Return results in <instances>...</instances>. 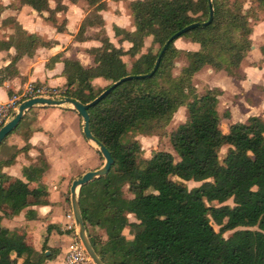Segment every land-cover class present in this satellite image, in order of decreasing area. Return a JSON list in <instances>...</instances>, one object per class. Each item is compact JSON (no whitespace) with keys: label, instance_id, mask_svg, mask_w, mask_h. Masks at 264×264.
I'll return each instance as SVG.
<instances>
[{"label":"trees","instance_id":"trees-1","mask_svg":"<svg viewBox=\"0 0 264 264\" xmlns=\"http://www.w3.org/2000/svg\"><path fill=\"white\" fill-rule=\"evenodd\" d=\"M14 1L9 5L46 10V19L55 29H64V18L59 24L55 15L66 9L63 0H53L52 6L49 0ZM126 1L134 27L126 30L113 25L118 36L114 44L98 13L107 7V0H85L91 8L73 38L84 39L86 27L99 26L95 37L100 44L87 49L93 64L82 66L76 59H63L61 94L81 102L89 101L119 77L131 75L87 108L90 132L113 160L105 174L77 189L89 242L103 264H264V118L249 115L222 130L216 110L219 89L197 93L191 82L193 73L205 65L223 70L233 79L239 77L238 65L251 44V26L242 0ZM249 1L264 8V0ZM210 6L211 18L201 24L208 18ZM3 7L0 3V11ZM192 21L199 23L174 38L183 37L194 45L183 50L186 62L178 74L170 72L178 51L174 39L160 54L155 70L147 74L164 41ZM0 24L12 34L0 38V50L11 46L15 50L3 68L12 74L18 55L46 42L27 33L12 15L3 17ZM145 37L149 43L141 52ZM122 40L129 45L124 47ZM259 50L264 57V44ZM123 54L129 57L128 63L122 61ZM96 76L107 82L93 86L90 80ZM180 105L185 106V118L167 134L177 159L164 149L142 156L138 140L129 134H156ZM227 115L223 111L222 117ZM222 144L229 147L219 159ZM97 154L100 164L102 157ZM41 170L42 166L25 167L23 175L30 179ZM185 180L199 183L187 187ZM40 186L29 188L26 181L0 172V200L11 214L31 203L27 195L44 192ZM123 186L130 196L124 195ZM228 198L231 204L224 202ZM128 213L135 220H129ZM25 216L32 218L34 213L27 209ZM127 227L129 235L124 231ZM225 231L230 232L224 236ZM45 241L46 235L43 247ZM222 246H227L223 254ZM33 253L30 244L0 224V264H32ZM53 253L44 255L41 250L35 262Z\"/></svg>","mask_w":264,"mask_h":264},{"label":"crops","instance_id":"crops-1","mask_svg":"<svg viewBox=\"0 0 264 264\" xmlns=\"http://www.w3.org/2000/svg\"><path fill=\"white\" fill-rule=\"evenodd\" d=\"M12 1L14 0H0L4 6L0 11V23L3 17L12 15L27 33L37 35L46 43L38 44L30 53L18 55L14 61L15 72L12 74H6L3 68L10 62L15 50L12 46L0 50V101L19 91L27 81L39 82L61 90L65 85L62 75L65 58L76 59L82 66L93 64V55L87 49L99 45L100 42L89 32L98 30L99 26H88L89 30L83 33L84 39L73 38L80 20L88 11L85 0H63L66 9L55 12L57 17L61 15L65 19L64 29L61 31H57L46 19V10L36 11L25 4L10 6ZM118 1L120 2L108 0L107 7L98 10L103 19L104 32L114 44L118 43V36L114 35L113 25L126 30H132L134 27L129 16L122 17L121 6H116ZM49 5H53V0H49ZM114 7L119 12L115 11ZM11 35L9 28L0 24V38ZM180 38L174 39L173 44L176 47V41H180V48L194 47L186 39ZM148 43L149 37H145L141 52L145 51ZM121 44L126 47L129 42L122 40ZM251 53L256 54L258 63L244 64ZM204 67L194 73L201 72L206 75V72H209L207 87L214 86L220 91L217 95L216 110L223 103V110L228 113L225 125L233 121H244L249 115L264 118V57L260 50L247 52L238 65L237 79L231 78L223 70ZM100 81L107 82L99 76L90 80L93 86L100 85ZM100 164L97 150L82 134L81 117L67 103L31 106L24 111L17 126L1 140L0 172L10 179L16 177L26 181L29 188L41 185L39 188L44 191L27 195L31 203L14 214H11L6 203L0 200V224L32 246V264L62 263L67 241L76 233L69 203L70 181L83 171L96 168ZM29 166H42V170L27 179L23 175V168ZM27 209L33 211L32 218L25 216ZM129 214L132 215H127ZM98 232L103 235L102 230ZM45 235L43 247L42 238ZM41 250L44 255L54 252L53 256L36 263V254Z\"/></svg>","mask_w":264,"mask_h":264},{"label":"water","instance_id":"water-1","mask_svg":"<svg viewBox=\"0 0 264 264\" xmlns=\"http://www.w3.org/2000/svg\"><path fill=\"white\" fill-rule=\"evenodd\" d=\"M211 13H212V9L210 6L208 18L204 21H201L200 23L201 24L207 23L211 18ZM198 23H199L198 21H192L184 25L179 30L172 33L164 41L158 55L155 58L152 68L149 70L147 74H151L157 67L160 54L164 50L167 43L170 40H173L182 31H185L197 25ZM130 76L131 75H124L114 80L113 82H111L108 86L103 88L97 95H95L92 99H90L87 102H81L78 99L72 98L67 95H62V94L59 96L40 95V96H32V97L24 98L16 105L15 110L11 113L9 118L0 125V142H1L3 137L17 124V122L21 118L24 111L35 104L56 105V104L67 103L81 117L82 134L90 142V144L95 148V150H97V152L100 154V156L102 157V163L98 167L93 168V169H87L83 171L80 175H78L77 177L71 179L70 184H69V203H70L71 215H72L75 230H76L75 231L76 235L78 239L80 240L84 251L90 258V260L93 262V264H103V262L100 260L99 256L93 249L91 243L89 242L88 236L86 234L85 226H84V223L81 218L80 211H79V206H78V201H77V189L79 185L86 183L95 177L105 174L108 171L109 166L113 160H112V157L108 149L103 144L98 143L96 139L92 136L90 129H89V123H88L89 117L87 113V108L90 105L96 103L117 83L121 82L122 80ZM132 76H138V75H132Z\"/></svg>","mask_w":264,"mask_h":264},{"label":"rangeland","instance_id":"rangeland-1","mask_svg":"<svg viewBox=\"0 0 264 264\" xmlns=\"http://www.w3.org/2000/svg\"><path fill=\"white\" fill-rule=\"evenodd\" d=\"M108 1V0H107ZM126 0H120V2L118 1V5L116 6H121V10L123 12L122 17L124 15V18H127V16L130 17L129 14V10L127 9V5H126ZM115 6V5H113ZM91 6H88V11L90 10ZM242 7L245 11H247L248 14V22L251 26V33H250V48L249 50H259V46L264 44V8H258L255 7L253 5V3H251L249 0H242ZM115 11H118L116 9V7H114ZM119 12V11H118ZM109 18V17H108ZM65 20V19H64ZM56 22L59 24L63 23V17L60 15L57 17ZM65 23V22H64ZM99 29V28H98ZM10 30V29H9ZM89 30V27H86L85 31ZM90 35L96 36L97 35V30L96 31H90L89 32ZM181 40H184V38H180ZM187 40V39H186ZM174 43V40H173ZM176 45L178 46V51L176 52V54L172 57V65L170 67V72L172 75H176L179 72V69L181 66H183L186 62V57L183 53V50H185L184 48H180L182 45L180 43V41H176ZM252 45V47H251ZM176 47V46H175ZM256 54H249V56L245 59L244 64L247 63H253L254 65H256L258 63V60L255 58ZM122 60H124V62L128 63L129 57L127 55H123L121 56ZM206 66V65H205ZM204 67V66H202ZM209 67V66H208ZM206 68V67H204ZM211 68V67H210ZM209 72H206V75H204L203 73H194L191 77V82L193 85L194 90L197 93H201L203 92L206 88H212L214 86L211 87H207L208 86V80L210 78L207 79V77H209ZM105 81H100V85H96L97 87H101L105 84ZM218 114L220 116V120H219V127L220 129H224L226 127L225 123V117H222V113H223V103H221L218 107ZM186 115V109L184 105H180L177 107V109L172 113V116L170 117V119L167 121V123L162 126L158 132L156 134H151V135H140L138 133H131L129 134V137H133L136 138V140H138L139 145H140V153L142 156H147L149 155L152 151L156 150V149H164L167 150L169 152L172 153L173 158L177 159V155L175 154V152L173 151V149L171 148V145L169 144L168 138H167V134L168 132L180 121H182L185 118ZM133 134V135H132ZM228 145L227 144H222L219 149H218V157L219 159L222 158L224 152L228 149ZM101 163H102V159H101ZM171 178H175V175H170ZM154 182V180H153ZM185 185L187 187H191L194 185H197L199 183V181H194V180H185L184 181ZM123 193L125 196H130L131 194L129 192H127L126 187L123 186ZM224 202L231 204V199L228 198L227 200H225ZM129 220H135L134 217L132 215H127ZM217 227V226H215ZM125 234L129 235V229L128 227L125 228ZM230 231H225L223 233L224 236L228 235ZM227 249V246H222L221 247V253L223 254Z\"/></svg>","mask_w":264,"mask_h":264},{"label":"built area","instance_id":"built-area-1","mask_svg":"<svg viewBox=\"0 0 264 264\" xmlns=\"http://www.w3.org/2000/svg\"><path fill=\"white\" fill-rule=\"evenodd\" d=\"M40 95L59 96L61 90L46 86L39 82L27 81L19 91L12 93L8 98L0 101V125L9 118L16 105L24 98ZM61 264H93L84 251L76 233L67 241Z\"/></svg>","mask_w":264,"mask_h":264}]
</instances>
